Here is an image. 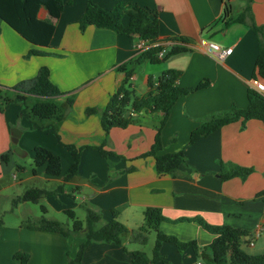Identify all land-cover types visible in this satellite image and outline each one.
Returning <instances> with one entry per match:
<instances>
[{
	"label": "crops",
	"instance_id": "1",
	"mask_svg": "<svg viewBox=\"0 0 264 264\" xmlns=\"http://www.w3.org/2000/svg\"><path fill=\"white\" fill-rule=\"evenodd\" d=\"M62 1L63 10L55 22V32L47 48L28 43L0 20V86L11 88L34 78L41 67H46L50 82L61 93L52 99L53 103L62 112L61 120L40 123L29 116L30 110L22 109L21 103H11L0 112V181L14 155L10 130L15 128L21 132L18 144L22 152H27L25 157L30 153L33 159V150L42 147L60 158L59 177L47 176L44 168H38L43 180L55 182L52 195L61 203L56 211H69L60 201L61 196L66 197L71 187V191L76 192L82 186L91 193L88 197L90 209L101 216L99 226L109 222L111 211L115 210L119 223L129 230L137 229L143 225L144 211L156 208L171 221L199 218L211 226L239 229L248 234L246 241L258 232L254 246L245 243L241 249L251 256L263 255L264 126L256 120L244 124L236 122L192 145L188 146V141L191 132L211 115L224 114L232 106L246 108L247 91L258 55L257 39L247 24L253 21L264 27V0H251V19L246 18V24L234 23L227 28H224L226 20L239 15L246 0H233L227 5L223 0ZM89 1L106 11L117 4L148 9L159 23L156 45L165 46L167 50L174 46L189 49L160 64L145 62L135 67L130 80L134 95L140 85V97L145 96L148 79L155 85L159 76L168 70L180 74L176 86L181 89L207 82L205 88L176 102L160 133L162 150L159 155L183 152L185 156V163L173 177L158 176L154 159L140 158L154 142L160 115L140 113L133 125L123 130L112 129L106 136L100 125V115L86 114L88 109H96L99 113L104 110L125 78L117 67L133 60L140 44L136 37L94 27L80 33L78 22ZM38 16L44 19L46 14L40 11ZM122 23L126 24L127 18H123ZM203 39L221 47H231L232 54L224 62H218L205 54L201 45ZM31 50L43 55L26 59ZM257 81L264 85L263 79ZM262 95L264 97V92ZM67 100L71 101L70 106ZM33 124L40 129L34 130ZM66 146L80 150L77 174L67 183L63 178L72 158ZM98 147L115 157L103 158L96 151ZM4 155L6 163L1 160ZM221 164L252 169V173L244 180L222 181ZM159 230L182 243L194 241L200 249L213 239L194 222L163 223ZM9 231L13 235V245L9 250L5 246L0 251V264H11L8 261L15 251L28 255L27 264H68V259L74 257L83 242L74 239V245L68 250L69 241L60 234L19 227ZM131 242L129 236H124L121 245L88 243L80 264H132L135 250L128 248ZM170 246L173 244L162 245L163 260L167 255L171 259L178 256V250ZM182 253V264H195L191 250ZM200 257L210 261L208 253Z\"/></svg>",
	"mask_w": 264,
	"mask_h": 264
},
{
	"label": "trees",
	"instance_id": "2",
	"mask_svg": "<svg viewBox=\"0 0 264 264\" xmlns=\"http://www.w3.org/2000/svg\"><path fill=\"white\" fill-rule=\"evenodd\" d=\"M243 11L236 17H232L224 23V28L229 25L238 23L246 24V18H250L251 0L245 1ZM63 10L62 0H0V20L9 28L16 32L21 38L28 43L47 48L55 32V21L59 19ZM44 11L46 16L40 19L38 14ZM227 10L224 11L225 15ZM123 18H127V23L123 24ZM251 19V18H250ZM252 33L255 35L258 43V55L254 65L252 80H264V27L256 25L253 21L247 24ZM88 27L104 29L117 35L136 37L143 42L146 47L136 52L133 60L127 61L117 67L119 72L124 73L125 78L122 85L113 93L109 101L100 113L96 109H88L87 115L99 114L102 131L107 136L112 129H126L135 123L136 116L140 113L147 115H160L159 126L156 129L154 142L150 149L142 154L140 158H153L154 170L158 176L173 177L178 168L185 163L183 152L159 155L162 150L160 133L165 126L172 108L176 102L195 91L201 90L207 86V82L200 83L195 88L181 89L176 86L179 73L173 70L163 72L154 85L151 79H148V92L145 96L137 97L132 92L130 80L134 74L135 67L148 62L157 65L170 57L187 53L189 49L184 46H174L167 50L165 46L156 45L159 35V23L155 14L145 8L137 6H126L117 4L111 11H106L96 6L91 1L88 2L86 10L78 22V28L81 33L85 32ZM1 33V29H0ZM154 44V45H153ZM165 52L163 58H159V53ZM43 53L31 50L25 56L30 57L42 56ZM50 72L48 68L41 67L36 76L30 80L21 81L11 88L0 86V112L6 109L11 103L24 104L28 97L36 99L31 106L29 116L37 122L47 120H61L62 112L60 108L51 100L61 95L58 89L50 82ZM12 93V97L8 93ZM7 93V94H6ZM247 106L244 109H237L232 106L224 114L211 115L206 121L191 132L188 146L197 140L204 138L216 130L232 123L256 120L264 126V97L253 89L247 91ZM68 105L71 101L67 100ZM132 113V115H130ZM25 111H22V116ZM34 130L40 129L37 124H33ZM67 151L72 158V164L64 176V182H69L76 174L80 160V150L73 146H66ZM102 157L111 155L103 147H98ZM6 163L7 156L1 157ZM33 164L35 168H44V172L50 177H59L61 175L60 158L53 155L50 151L42 147H36L33 150ZM220 178L227 181L233 178L241 180L246 179L252 169L241 168L232 165H220ZM35 174V171H33ZM46 191L37 188L26 190L21 196L14 199V205L20 203L37 204L41 198L46 195ZM43 213L46 212L41 207ZM65 214L73 220L71 230H67L57 221L40 218L35 229L42 232L60 234L64 238L76 236L82 238L83 242L78 246L75 258L68 259V264H80L81 257L85 246L88 243L111 242L117 245L122 244L124 236H129L132 242L145 244L149 231H154L156 241L152 251V257L148 258L141 251L132 253V264H157L166 262L160 255V249L163 244H173L178 251L190 249L193 254L200 257L208 253L212 264H264V254L251 256L246 254L242 245L247 243L245 238L248 234L239 229L230 226H211L199 218L194 219H166L159 209L147 208L143 213V225L137 229L129 230L116 219L118 213L111 211L112 219L98 226L101 216L99 213L87 210L85 226L81 221L75 220L74 213L65 211ZM194 222L204 231L212 236V242L205 248L200 249L196 243H182L173 236L163 234L159 227L163 223L172 225ZM14 259L20 260V264H27L28 255L17 252Z\"/></svg>",
	"mask_w": 264,
	"mask_h": 264
},
{
	"label": "rangeland",
	"instance_id": "3",
	"mask_svg": "<svg viewBox=\"0 0 264 264\" xmlns=\"http://www.w3.org/2000/svg\"><path fill=\"white\" fill-rule=\"evenodd\" d=\"M135 95L137 97L141 96L140 85H138V88L135 91ZM8 96L13 95L12 93H8ZM35 102L36 99L28 97L25 100V103L22 104V109H26L27 111H29L30 107ZM51 102L54 101L51 100ZM17 146L19 147V144ZM109 156L115 157L114 154H111ZM33 171H35V174L33 173ZM38 173L39 170L38 168H35L30 153L29 156L24 158H19L13 155L11 162L8 164L6 171L3 173L2 180L0 181V251L5 246L6 248L8 247L9 250L10 247H12L13 245V235L9 230H15L18 227L25 229H35L40 218L57 221L61 223L63 227L67 230H71L72 228L73 220L70 219L67 214H65V212L62 213L56 211V207H59L61 203L59 201H56L55 195H52L55 190L54 188L56 187L55 182L43 180L40 177L42 174ZM36 174H38L39 177H37ZM14 176L15 179L13 178ZM31 188L42 189L47 192V196L45 195L43 198H41L37 204L18 203L14 205V199L21 196L26 190ZM72 188L73 187L70 188V192L66 197H63V195L61 196L62 200L60 201L62 202V204H65L67 206L69 211L74 213L75 220L81 221L85 226L86 211L92 210L90 209L92 208L91 205L88 203V197H90L91 193L84 189L82 186H79L76 192L74 190L71 191ZM82 199L87 200L82 202ZM50 204H52V206ZM41 207H44L45 210L47 209V211L43 213ZM64 239L69 241L68 250H70L72 245H74V239L82 240V238L76 236H71ZM155 241L156 234L154 231L151 230L147 234V241L145 244H141L140 242H131L128 245V248L135 251H141L148 258H151ZM170 247L174 249L176 248L174 245ZM184 251H178L179 254L178 256H175L174 259H171L170 255H167L168 257H165L164 261L166 262V264H182L183 262L181 256L183 254L182 252ZM15 252L17 253V251ZM15 252L11 257V260L8 261L11 264L20 263V260L14 259V255L16 254ZM75 256L76 254L73 258H75ZM184 259L186 260L187 258ZM193 260L195 264H212L211 261L204 260L201 257L198 258L194 255Z\"/></svg>",
	"mask_w": 264,
	"mask_h": 264
},
{
	"label": "built area",
	"instance_id": "4",
	"mask_svg": "<svg viewBox=\"0 0 264 264\" xmlns=\"http://www.w3.org/2000/svg\"><path fill=\"white\" fill-rule=\"evenodd\" d=\"M223 1H224V4L227 5L233 0H223ZM201 45L204 49L205 54L210 56V57H213L218 62H224L226 60V58L232 54V48L231 47H221L217 43H214V42L207 40V39H203L201 41ZM144 47H146V45L140 41L138 50H140ZM164 55H165L164 51L159 53V58H163ZM250 89H253L262 95L264 92V85L257 80H252L250 82ZM130 115H132V113H130ZM13 178L15 179V176ZM258 237H259V233L256 232L254 234V236L247 241L248 246H250V247L254 246V243H255L256 239H258Z\"/></svg>",
	"mask_w": 264,
	"mask_h": 264
},
{
	"label": "water",
	"instance_id": "5",
	"mask_svg": "<svg viewBox=\"0 0 264 264\" xmlns=\"http://www.w3.org/2000/svg\"><path fill=\"white\" fill-rule=\"evenodd\" d=\"M20 136H21V132L19 130L17 129L10 130V137H11L10 140H11L12 146L14 147L12 150V153L17 157L23 158L25 157V153L22 152L20 148L17 146Z\"/></svg>",
	"mask_w": 264,
	"mask_h": 264
}]
</instances>
